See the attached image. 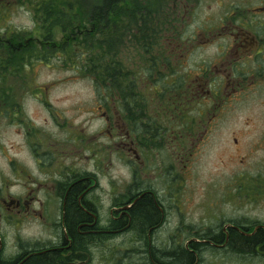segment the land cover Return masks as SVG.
Here are the masks:
<instances>
[{"label":"flooded vegetation","instance_id":"obj_1","mask_svg":"<svg viewBox=\"0 0 264 264\" xmlns=\"http://www.w3.org/2000/svg\"><path fill=\"white\" fill-rule=\"evenodd\" d=\"M194 1L95 0L70 20L0 0L33 22L0 28V264H264V0H228L184 39ZM93 32L98 126L82 134L29 70ZM221 126L233 168L191 201L186 156Z\"/></svg>","mask_w":264,"mask_h":264},{"label":"rangeland","instance_id":"obj_2","mask_svg":"<svg viewBox=\"0 0 264 264\" xmlns=\"http://www.w3.org/2000/svg\"><path fill=\"white\" fill-rule=\"evenodd\" d=\"M57 1L63 2L60 3L63 10L70 9L68 15L70 20H73V18L78 19L76 15L82 14L81 11L84 9H91L95 3V0ZM226 1L228 0H195L193 10L184 15L183 38L187 39L200 34L199 32L203 30L202 27L204 25L217 24L225 13ZM37 6L38 4H36ZM14 7H10L7 12L0 11V28L3 26L31 27L33 25L31 18L23 12L25 6L19 4V6ZM83 18L87 17L83 16ZM41 33L43 32L40 31L37 34L42 37ZM71 36L75 38H71L68 60L61 62L59 59L54 58V61L49 62V65L47 60H45L47 63L44 64L35 63V67L29 70V79H34L39 89H46L42 90V92L47 95V100L54 106L56 111L64 110L71 119L77 122L82 120V134H88L98 126V116L95 110L99 103V94L96 90L95 81H92L93 78L86 73L84 74L83 69L81 75L79 58H81L84 49L87 57L89 53L87 48L95 47L96 35L93 32L82 36L74 33ZM62 37L60 32H54L55 41L62 40ZM210 50L213 52L216 49L213 47ZM38 109L40 110L39 107ZM240 112L238 109L232 116L234 125L239 120L244 119ZM228 133L226 128L221 126L215 130L209 142H204L194 147L192 150L193 156H186L190 159V165L183 168L181 181L183 185L196 191L189 194L191 201L205 200L206 194L203 191L205 190L203 187L208 184L223 183L227 178V173L233 168V162L227 156L229 149ZM8 135L11 137V133ZM12 137L15 138L14 136ZM167 161L170 162L169 160ZM84 167L90 168L87 165H84ZM109 177H112L115 184L116 182L118 185L126 184L127 169L121 163L113 161ZM101 183L106 184L107 180L103 179ZM210 191L211 194L216 195L219 190L212 187Z\"/></svg>","mask_w":264,"mask_h":264},{"label":"trees","instance_id":"obj_3","mask_svg":"<svg viewBox=\"0 0 264 264\" xmlns=\"http://www.w3.org/2000/svg\"><path fill=\"white\" fill-rule=\"evenodd\" d=\"M29 3H31L34 0H28ZM23 2V0H22ZM51 3V4H50ZM63 3L62 1H57V0H37V8H41L44 9L46 11L50 10V9H62L61 4ZM89 50L88 56L86 57V62L85 64H82V69L84 74H88L90 75L93 79H95L96 76V68H97V62H96V52L95 51V47H91L90 49L87 48ZM252 241L248 240V246H250V244L252 245Z\"/></svg>","mask_w":264,"mask_h":264}]
</instances>
